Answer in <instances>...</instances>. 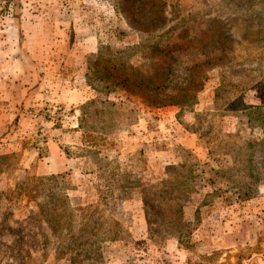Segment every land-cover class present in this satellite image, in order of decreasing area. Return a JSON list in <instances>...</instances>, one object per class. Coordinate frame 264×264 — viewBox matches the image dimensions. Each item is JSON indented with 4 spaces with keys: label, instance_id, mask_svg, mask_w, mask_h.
Listing matches in <instances>:
<instances>
[{
    "label": "rangeland",
    "instance_id": "rangeland-1",
    "mask_svg": "<svg viewBox=\"0 0 264 264\" xmlns=\"http://www.w3.org/2000/svg\"><path fill=\"white\" fill-rule=\"evenodd\" d=\"M158 41L181 46L164 97L187 68L218 58L192 108L106 96L90 79L91 64L117 50L150 69ZM67 80L88 87L73 105ZM222 81L245 84L218 99ZM257 105L264 0H0V156L12 155L0 161V264H264V130L244 113ZM52 174L92 206L93 246L54 236L45 246L29 219L40 199L17 186ZM170 179L194 188L164 195Z\"/></svg>",
    "mask_w": 264,
    "mask_h": 264
},
{
    "label": "trees",
    "instance_id": "trees-1",
    "mask_svg": "<svg viewBox=\"0 0 264 264\" xmlns=\"http://www.w3.org/2000/svg\"><path fill=\"white\" fill-rule=\"evenodd\" d=\"M5 1L8 2L10 0ZM150 46L154 48L153 54L156 55V57H153L151 60L152 64L150 65V69L144 70L143 65H131L130 62H128V58L126 59L123 55V52L117 50V52L122 55L120 54L121 56L115 61L112 57L102 59L99 56L97 60L91 64L92 76L90 79L95 78L94 80H99L106 84L103 86V91L106 96L120 90L125 91L129 97L141 98L146 106L159 108L167 105H177L181 109L192 108L193 105L198 103V93L203 89L204 83L208 78L204 70L210 67V63H212L213 60L218 58L212 57L205 62L194 63L193 66L187 68L189 70L187 77L182 79L178 86H174L176 93L172 96L165 95L164 97V91L174 81V78L178 77L177 75H173L174 66L180 63L174 53L179 50L181 46L176 44L170 46L161 41L155 42ZM108 51L111 52V48L108 47ZM244 84L245 82L241 81L234 83L229 81V87H227L226 83L222 81L220 86L217 87L216 96L219 99L222 96L221 93L235 88L238 89V87ZM219 94L221 95L220 97ZM243 99L244 97L242 96L241 103L245 105ZM95 102L96 101L93 100L89 104L91 105ZM107 103L114 105L112 102L109 103L107 101ZM86 107L87 106L84 107V116ZM263 109L264 108L260 105L252 106L249 107V109L246 108L244 113L249 116L248 121L252 126L254 124H259L264 130ZM11 157L12 155L0 156V161H8ZM190 177L194 178L192 174ZM62 178H64V176L59 174L35 175L17 186L19 195L30 197L31 199L36 198V200L40 199L37 211L32 213L29 219L39 224L43 232L41 235L45 238V246L51 242L53 236L58 239L55 240V243L59 241L61 244H67L66 242H68V238L70 237V242H73L75 246L80 244L85 245L86 243L93 246V244L90 243V239L87 238V235L90 233V236L98 234L94 232L95 228L99 225L98 219H95L96 217L92 214L94 210H92L91 205H84L82 202H73L72 198L68 195V183L64 182ZM168 187H174L176 189L174 191H170L173 189L167 191ZM168 187L164 189V195L171 194L175 196L176 190L189 193L192 192V188H194L190 185L176 187V185L171 182V179L168 180ZM9 197L10 200L13 199L14 193H11ZM173 200L177 202L180 201L176 197H174ZM146 205L148 207L150 206L147 202ZM173 205L175 208L174 210L180 208V213H176V216L179 217L180 214L182 215L181 210L184 205L180 204V202ZM147 213L148 220L151 222V214H149L148 211ZM180 221L182 224V220H179V222ZM66 228H70V232L68 231L66 234L59 233V237H57L55 230H60L61 232ZM116 236L115 234L112 235V240H114ZM25 240L27 241L26 235L20 234V238L17 242L25 243Z\"/></svg>",
    "mask_w": 264,
    "mask_h": 264
},
{
    "label": "crops",
    "instance_id": "crops-1",
    "mask_svg": "<svg viewBox=\"0 0 264 264\" xmlns=\"http://www.w3.org/2000/svg\"><path fill=\"white\" fill-rule=\"evenodd\" d=\"M80 75L78 74L77 78L79 80ZM46 85V84H45ZM46 86H50V85H46ZM58 86V85H57ZM88 87H86L85 85L80 86L77 85L76 83H74L72 80H67V83L64 86V90L65 92L70 93L71 98H66L64 99L65 104L67 105H73V102H78L83 100L84 98V93L87 91ZM45 90H47V88H44ZM60 91V90H59ZM64 168L59 169V171H62Z\"/></svg>",
    "mask_w": 264,
    "mask_h": 264
}]
</instances>
